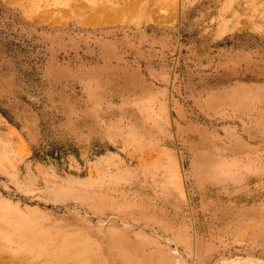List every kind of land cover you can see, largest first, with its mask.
I'll return each mask as SVG.
<instances>
[{"label": "rangeland", "instance_id": "rangeland-1", "mask_svg": "<svg viewBox=\"0 0 264 264\" xmlns=\"http://www.w3.org/2000/svg\"><path fill=\"white\" fill-rule=\"evenodd\" d=\"M132 1L0 0V258L98 264L76 188L106 156L178 178L198 236L177 264H264V0Z\"/></svg>", "mask_w": 264, "mask_h": 264}, {"label": "crops", "instance_id": "crops-1", "mask_svg": "<svg viewBox=\"0 0 264 264\" xmlns=\"http://www.w3.org/2000/svg\"><path fill=\"white\" fill-rule=\"evenodd\" d=\"M248 86L250 91L251 85ZM246 90L244 87L229 91L227 112H251L254 97L249 92L246 94ZM215 158L218 165H239L236 158ZM109 160L106 156L95 158V172L78 179L79 183H86L85 188L80 185L76 188L77 198L88 206L89 221L87 225L80 223V227L74 231L82 238L87 228L92 260L98 264H177V248L185 250L189 245H194V239L198 236L194 225L186 224L184 215L178 213L182 207L178 206L177 190L173 186L179 185L178 178L172 179V186L161 188V183L153 179L151 173L155 174L160 167L166 171V165L162 163L152 165V171H147L143 180L134 169L123 168L122 172L126 175H109L107 169L103 168L109 165ZM149 173L152 177L146 176ZM36 208L45 213L40 207ZM58 224L62 226V230L58 229L59 234L64 231V218ZM200 246L209 253L207 242ZM201 255L206 256L196 254L200 260ZM180 260L186 262L183 256Z\"/></svg>", "mask_w": 264, "mask_h": 264}, {"label": "bare ground", "instance_id": "bare-ground-1", "mask_svg": "<svg viewBox=\"0 0 264 264\" xmlns=\"http://www.w3.org/2000/svg\"><path fill=\"white\" fill-rule=\"evenodd\" d=\"M134 2L135 1H137V0H133ZM132 1V2H133ZM134 2H133V4H134ZM128 4V3H127ZM127 8V7H126ZM129 8V7H128ZM123 9H124V7H123ZM132 9V8H131ZM101 11V10H100ZM127 11H128V9H127ZM130 11V10H129ZM128 11V12H129ZM133 11V10H132ZM118 12V11H117ZM103 13V12H102ZM130 13V12H129ZM93 15H94V13H92ZM91 13H90V15H92ZM102 15V14H101ZM132 15V14H131ZM109 16V15H108ZM119 17V16H118ZM126 17H128V16H126ZM8 258V257H7ZM10 260V259H9ZM13 261V260H12ZM19 261V260H18ZM21 261V260H20ZM14 262V264L16 263V264H19L18 262H16V261H13ZM0 264H12L11 262L10 263H8L7 261H5V260H2L1 258H0Z\"/></svg>", "mask_w": 264, "mask_h": 264}]
</instances>
